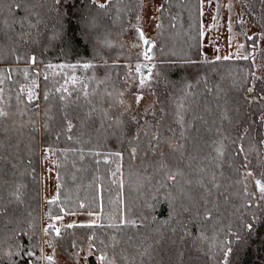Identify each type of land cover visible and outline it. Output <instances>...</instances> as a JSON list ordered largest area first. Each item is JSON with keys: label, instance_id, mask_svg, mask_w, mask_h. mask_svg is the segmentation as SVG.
Masks as SVG:
<instances>
[{"label": "trees", "instance_id": "1", "mask_svg": "<svg viewBox=\"0 0 264 264\" xmlns=\"http://www.w3.org/2000/svg\"><path fill=\"white\" fill-rule=\"evenodd\" d=\"M138 1L110 0L100 9L91 0H0V64L9 86L3 99L11 106L7 113L0 104V264H42V221L70 211L99 219L64 226L59 235L48 228L47 236L67 255L90 244L87 264L97 255L105 264H221L229 240L231 264H264V221L253 219L259 207L241 174L262 163L263 79L252 85L248 59L200 64V0L161 5V68L148 117L132 118L117 101L123 68L103 87L90 80L63 92L62 74L27 66L31 57L41 64L94 57L95 40L113 55L112 33ZM186 66L195 70L185 75ZM38 74L40 108L18 90ZM40 147L55 149L57 176L44 217ZM245 223L255 230L237 251L233 234L246 236Z\"/></svg>", "mask_w": 264, "mask_h": 264}, {"label": "rangeland", "instance_id": "2", "mask_svg": "<svg viewBox=\"0 0 264 264\" xmlns=\"http://www.w3.org/2000/svg\"><path fill=\"white\" fill-rule=\"evenodd\" d=\"M110 0H98V3H109ZM164 0H139L133 7L126 21L122 23L120 28L113 32L114 43H108V50L112 52L113 58L100 51L99 44L95 40L92 50L95 52L94 57L81 59L78 62H69L68 60L52 61L48 64L28 63L27 66L37 68H46L47 71L62 74L64 80L59 84L58 89L63 87L76 86L81 82H89L96 87L99 82L109 81L112 77H116V70L123 68L121 74L124 86L119 92L117 101L123 103L122 106L132 118H145L153 113L154 95L151 90L155 82L156 68H161L159 60V47L157 39L158 18L161 5ZM259 2V3H257ZM200 0V23L201 29V55L198 61L201 65L209 67L214 66L212 62L217 60L216 57L224 59L229 57L230 60L248 59L251 63V82L254 85L259 79H263L264 85V0ZM3 7V6H2ZM5 14V9H3ZM139 17V19H138ZM8 20V19H7ZM9 22V21H8ZM142 30L145 39H150L149 44H145L139 37V31ZM51 32V31H50ZM49 37H52L51 35ZM111 41H113L111 39ZM110 41V42H111ZM5 47L0 44V49ZM113 48V49H112ZM150 51L152 60L144 59V52ZM246 57V58H244ZM36 61V59H35ZM84 63H91V73L88 69L82 67ZM77 65L75 70L71 68H60L58 65ZM141 65L140 72L136 71L137 65ZM175 64V63H174ZM17 65V64H15ZM52 65V67H49ZM177 65V64H175ZM16 68V67H11ZM151 75L149 78V69ZM185 75L191 74L194 67L186 66ZM4 65L0 64V104L6 106V111L11 106L7 104L5 93H9V86L4 72ZM24 73V72H23ZM77 77L75 84L71 83V76ZM143 76L145 82L140 84V79ZM185 77V76H184ZM183 77V78H184ZM187 78V76H186ZM40 75L21 85L18 90L23 92L25 99L29 101H37V106L40 108ZM68 81L66 84L65 81ZM101 87L104 86L101 83ZM117 86L115 82L113 86ZM100 86V85H98ZM107 86V85H106ZM117 87H115L116 89ZM32 94L31 99L29 94ZM250 95V94H248ZM142 97L137 103L136 97ZM263 97V110L259 114L262 120L264 131V92L260 93ZM19 103V101L17 102ZM20 104H22L20 102ZM2 106H0V109ZM8 108V109H7ZM40 119V111L38 112ZM264 137V135H263ZM263 154L262 163L258 170H252L248 165L243 166L241 174L247 184V189L254 194L259 207L260 214L258 217L264 221V199H261V193L256 185V181L264 182V138H263ZM55 149L49 147H40L39 162H40V198H41V216L44 217V203L47 199H53L56 196L57 176ZM251 172V175L247 173ZM263 173V174H262ZM91 213V214H90ZM60 216L61 219L56 220L54 217ZM99 219L98 213L70 211L63 212L61 215H52L49 221L43 220L41 223V253L40 259L42 264L48 257H51L53 264H87L88 256L92 253L90 244L79 245L71 254L67 255L58 246H52L51 240L48 238L45 229L49 225H54L55 228L61 230L62 227L75 223H96ZM56 233V231L54 230ZM97 255L95 257L96 264H105L104 257Z\"/></svg>", "mask_w": 264, "mask_h": 264}, {"label": "snow or ice", "instance_id": "3", "mask_svg": "<svg viewBox=\"0 0 264 264\" xmlns=\"http://www.w3.org/2000/svg\"><path fill=\"white\" fill-rule=\"evenodd\" d=\"M62 3H63V0H56V4L57 5H62ZM91 3L93 5H95L96 7L100 8V9H104V8L107 7V4L106 3H104V4L98 3V0H91ZM15 7L17 9H19L21 7V5L17 4V5H15ZM64 15H67V12H65ZM138 19H139V17H138ZM201 35H203V33H201ZM139 37H140L141 40L144 41L145 44H149L150 43V41H148L147 39H145L144 33H143L142 30L139 31ZM150 51H151V49H149L148 51H145L144 52L143 55H144V59L145 60H149L150 61V60L153 59V57L149 54ZM228 58L229 57H224V59H228ZM244 58H246V57H244ZM31 59H32V61L34 63L35 62V57H31ZM216 59L219 60L220 57H216ZM49 67H52V65H49ZM57 67H60V68L67 67V68H71V69L75 70V68L77 67V65H74V64L73 65H58ZM82 67L85 68V69H88V68L93 67V65L91 63H84L82 65ZM140 70H141V65L138 64L137 67H136V71L137 72H140ZM150 75H151V69H149V78H150ZM70 79H71V83H73V84H75L77 82V77L75 75H72ZM144 82H145V80H144V78L142 76L141 79H140V84L143 85ZM65 83L67 84L68 81L66 80ZM249 90L251 91V89H249ZM57 91L68 92V89H67V87H63L62 89H57ZM85 95H87V92H85ZM31 97H32V94L30 93L29 94V98L31 99ZM61 98L63 99V97H61ZM141 98L142 97H139V96L136 97L137 103L139 102V100ZM121 103H123V102L121 101ZM161 111H163V109H161ZM0 115H6V113H4L2 110H0ZM69 128H71V124H69ZM138 135H139V132H137V136ZM154 138L155 139H158V133L154 136ZM135 151H136V149H132L133 154L135 153ZM240 151H243V148L242 147H241ZM116 155H120V154L119 153H116ZM161 155H163V153H161ZM251 174H252L251 172L247 173V175H251ZM114 175H115V173H114ZM168 179L175 180L176 179V176L173 175V174H170L168 176ZM256 185L259 188L260 193L262 194L261 195V199H264V182H261L260 180H257L256 181ZM54 219L59 220V219H61V217L60 216H56V217H54ZM253 219L257 223L261 222V218L260 217H257L255 214H253ZM68 227H72V225H69ZM243 227L246 230H248L246 236H241L239 233L233 234V235H235V240H236V242L239 245V247L237 248V251H243V250L246 249V247L249 244L248 237H251L252 233L255 230V226H254L253 223H245ZM49 228L50 229H54L56 231L57 235H59L60 230L57 229V228H55L54 225H49ZM45 231L47 232L48 229H45ZM231 244H232V241L229 240L226 244L223 245V247H222L223 260L221 261V264H231V261L229 259L230 254L233 253V248L231 247ZM9 255H11V253ZM48 259L51 260L52 258L51 257H48ZM101 259H103V257H101Z\"/></svg>", "mask_w": 264, "mask_h": 264}, {"label": "water", "instance_id": "4", "mask_svg": "<svg viewBox=\"0 0 264 264\" xmlns=\"http://www.w3.org/2000/svg\"><path fill=\"white\" fill-rule=\"evenodd\" d=\"M149 41V39H147Z\"/></svg>", "mask_w": 264, "mask_h": 264}]
</instances>
